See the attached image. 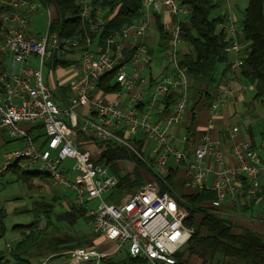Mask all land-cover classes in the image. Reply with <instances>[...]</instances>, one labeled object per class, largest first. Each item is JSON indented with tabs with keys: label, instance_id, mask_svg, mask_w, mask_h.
Segmentation results:
<instances>
[{
	"label": "built area",
	"instance_id": "1",
	"mask_svg": "<svg viewBox=\"0 0 264 264\" xmlns=\"http://www.w3.org/2000/svg\"><path fill=\"white\" fill-rule=\"evenodd\" d=\"M91 2L79 0L84 32L62 36L51 28V10L42 0H0V61L6 65L0 70V133L21 141L0 155V172L11 167L25 172L35 169L66 187L74 194L73 204L88 218L91 231L112 246L111 251L96 246L69 249L64 253L68 264H103L123 247L140 264H175V254L193 233L184 223L185 209L168 192L160 191L155 180L127 193L124 184L119 186V176L110 172L109 165L95 162L85 143L123 147L147 161L162 180L169 175L172 157L184 167L194 189L214 192V209L234 203L242 193L257 199L264 160L244 140L232 143L230 156L235 163L228 164L207 132L200 135L188 160L172 139L169 131L181 123L189 102L187 69L179 57V45L189 47L180 29L188 20V6L178 0H143L138 17L107 35L100 45L109 10ZM163 7L174 19L167 30L169 42L161 50L165 69L151 78L147 70L152 57L145 44L150 23L145 11L159 14ZM40 10L46 12L45 30L31 33V19ZM215 30L232 58L216 81L209 103L213 115L228 101L230 83L240 74L245 54L238 24L228 12ZM54 60L66 65L54 68ZM56 70L62 74L53 79ZM107 73L118 84L115 92L97 87V80ZM171 95L165 113L161 101ZM147 144L148 160L143 155ZM67 159L70 164L64 163ZM117 162L124 171L128 162L135 165L131 159ZM209 172L213 179L207 183ZM94 199L99 203L89 207L87 203Z\"/></svg>",
	"mask_w": 264,
	"mask_h": 264
},
{
	"label": "trees",
	"instance_id": "2",
	"mask_svg": "<svg viewBox=\"0 0 264 264\" xmlns=\"http://www.w3.org/2000/svg\"><path fill=\"white\" fill-rule=\"evenodd\" d=\"M178 1L190 9L187 22L182 23L180 28L182 38L189 44L188 51L183 54L180 64L186 67L187 74L192 79L191 90L199 96L208 95L207 88L215 80L218 65L228 61L225 43L215 30L216 23L221 21V16L211 17V13L217 8V2L213 0ZM236 1L241 13L238 38L245 44V54L240 64L239 75L253 85L255 98H264V0ZM42 2L51 10L53 30H58L62 36L84 32L79 0H42ZM91 3L94 7L101 6L109 10V19L99 37L100 42L103 43L107 35L129 25L138 17L143 0H92ZM155 21L160 40L165 41L168 37L158 15L155 16ZM64 65L66 63L54 60L52 66L56 68ZM96 84L99 89L107 92H115L119 89L118 84L113 82L112 73L100 77ZM60 90L64 93L66 87ZM55 100L59 101L56 93ZM96 144L100 152L98 157H95V162L113 165L119 160L131 159L135 163V168L140 167L148 172L151 180L158 183L160 191L168 192L187 212L184 223L193 228V233L175 254V264H264V236L247 228L237 230L230 221L218 215L217 211L210 206L215 198L213 191L193 190L184 193L178 188L174 168H171L169 175L162 180L154 175L145 162L125 148L113 145L102 148L99 143ZM20 173L24 178H47L44 174L37 172L21 171ZM133 176V178L128 174L119 176V186L126 184L133 189L145 182L141 173L134 171ZM46 212L48 214L49 210ZM58 217L69 226H73L78 217H84L89 223L84 211L73 203ZM37 225H31L25 234L22 233L16 248L12 250L11 256L16 264H31L28 250L36 244L39 235L48 228L50 223L44 221L42 228H37ZM93 236L98 243H93L94 238L85 242H79L80 239L77 241L72 236H66V240L55 238L53 249H60L58 251L60 255L69 250L70 246L73 248L96 246L106 251L112 250V246L101 237L95 234ZM63 242L71 243V245H63ZM117 254L118 252L106 257L103 264H140V260L130 257L126 251L121 258Z\"/></svg>",
	"mask_w": 264,
	"mask_h": 264
},
{
	"label": "crops",
	"instance_id": "3",
	"mask_svg": "<svg viewBox=\"0 0 264 264\" xmlns=\"http://www.w3.org/2000/svg\"><path fill=\"white\" fill-rule=\"evenodd\" d=\"M214 2H217V7L221 9L220 14L217 16L222 17L228 10H230L232 17L234 18L233 13L240 11L236 0H214ZM225 6L227 9L222 11ZM145 14L150 23L149 36L145 41L146 47L150 52L151 57L155 53L161 55V50L163 46L167 45L169 42V37L167 35L168 38L165 41L160 40L159 31L156 27L155 16H159L160 23L162 24L166 34L167 30L171 27L174 18L168 12L166 7H163L159 14L152 13L150 10L149 12L145 11ZM99 44L102 45L100 39ZM125 44L127 43L125 42ZM187 51V45H179L180 60L183 54ZM231 58L232 55L228 54V61ZM228 61L218 65L214 85H211L208 95H196L194 91L191 90L192 79L189 75L187 76V84L189 86V102L183 114V120L180 124L171 128L169 132L177 146V149L184 152L188 160L192 159L193 152L199 142V137L204 132H207L210 137L217 142L218 147L225 154V160L228 164L235 163L233 158L230 156V147L232 143L244 140H248L252 147L259 151L261 158L264 160V123H262L264 120V109L261 107V101L264 98L254 97L253 85L243 79L240 75H237L230 83L231 94L226 104L219 108L216 115H213L209 108L210 100L215 93L216 81L226 72ZM5 66V63L0 61V70L5 68ZM164 69L165 64L160 66V72L156 76L164 71ZM147 71L151 78L156 77L155 75H152L151 64L149 65ZM66 85L67 83L65 82L62 87H66ZM171 100L172 95L161 101V107L165 113L168 112ZM233 126H237L238 130L236 132L232 131ZM93 144L96 145L97 151L89 149L90 146L95 147ZM83 147L90 150L95 157H98L100 148L95 142L85 143ZM148 151L149 144H147V148L143 153L146 160H148ZM169 160H171V162H169ZM169 160V169L174 168L176 170L178 188L184 193L196 190L191 186L184 167L177 164L172 157L169 158ZM132 164L133 163L128 162L127 170H131ZM145 164L150 167L147 161H145ZM209 167L213 168V162L209 163ZM143 171L151 180L150 174L145 170ZM142 176L144 178V175ZM212 177V172H209L206 182L210 183L213 179ZM259 184L260 192L257 194V199H250L246 196V194L242 193L238 196L234 203H224L221 207L215 210L217 211V214L223 218L227 217L225 219L230 221L235 226V229L238 230L241 228H247L264 236V224L252 222L247 215L248 210L254 205H258L261 202L264 203V172L260 176ZM124 186V190L127 193H130L138 187L130 189L126 184H124ZM231 211H234L235 213L232 214L230 213Z\"/></svg>",
	"mask_w": 264,
	"mask_h": 264
},
{
	"label": "rangeland",
	"instance_id": "4",
	"mask_svg": "<svg viewBox=\"0 0 264 264\" xmlns=\"http://www.w3.org/2000/svg\"><path fill=\"white\" fill-rule=\"evenodd\" d=\"M226 9L225 6L222 11ZM220 10L219 7L214 9L211 17H217L220 14ZM40 11L31 19V33L40 34L45 30L46 12L45 10ZM227 12L232 16L230 10ZM233 14L239 25L241 19L240 11ZM151 59V72L152 75L156 76L160 72V66L165 64L166 61L158 53H155ZM48 67H50L49 64ZM60 74H62V70L54 71L53 79H56ZM212 85H214V82ZM210 88L211 86L207 90L209 91ZM261 107L264 109V99L261 101ZM262 123H264V120ZM20 145L21 141L12 139L5 133H0V155ZM93 145L95 147L90 146L89 149L97 151L96 145ZM64 163L70 164L71 161L67 159ZM109 170L117 176L128 174L131 178L134 177L133 172L137 171L144 175L145 182L150 180L140 167L135 168L133 164L130 171L122 170L120 162L109 165ZM20 172L21 170L16 167L0 172V264H16L12 259L11 252L16 248L22 233L25 234L33 224H38L37 228H42L44 226L43 221H49L50 225L47 229H43L44 232L39 235L36 244L32 245L28 250V258L31 264H41L44 258H48L45 264H68L67 256L64 252L60 255L58 253L60 249H53L55 238L66 240V236H72L77 241L80 239L79 242L94 238L93 243H98L93 236L94 233L91 231L88 221L84 217H78L73 226H69V224L58 217L67 211L69 205L73 203L74 194L72 191L62 185L53 183L48 177L24 178ZM28 172L37 171L32 169ZM103 197L105 198V196ZM98 203L99 200L94 199L88 202L87 205L95 207ZM47 210H49L48 214ZM230 213L233 214L235 212L231 211ZM247 215L252 222L264 224V203L261 202L258 205H254L248 210ZM6 244L10 245L9 250L6 248ZM63 245L70 246L71 243L63 242ZM71 247L73 248V246L69 248L72 249ZM124 253L125 247L118 251L117 256L121 258Z\"/></svg>",
	"mask_w": 264,
	"mask_h": 264
}]
</instances>
